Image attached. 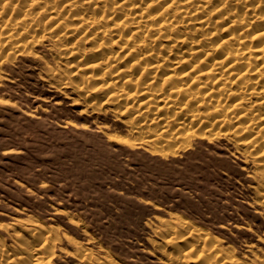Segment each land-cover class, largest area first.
I'll return each instance as SVG.
<instances>
[{
	"label": "rangeland",
	"instance_id": "obj_1",
	"mask_svg": "<svg viewBox=\"0 0 264 264\" xmlns=\"http://www.w3.org/2000/svg\"><path fill=\"white\" fill-rule=\"evenodd\" d=\"M0 16V264H264V0Z\"/></svg>",
	"mask_w": 264,
	"mask_h": 264
},
{
	"label": "bare ground",
	"instance_id": "obj_2",
	"mask_svg": "<svg viewBox=\"0 0 264 264\" xmlns=\"http://www.w3.org/2000/svg\"><path fill=\"white\" fill-rule=\"evenodd\" d=\"M22 4H23V3H22ZM0 17H1V16H0ZM97 22H98V21H97ZM25 25H27V24H25ZM25 25H24V26H25ZM86 26H87V25H86ZM74 29H75V28H74ZM84 29H85V31H86V28L83 27V25H82L81 27L78 26L74 31L78 33L79 31L84 30ZM24 31H25V30H24ZM263 32H264V30H263ZM152 55H153V54H152ZM183 61H184V60H183ZM187 61H189V60H185V64L187 63ZM214 64H216V63H214ZM224 64H225L224 61L221 62V63L219 62V64H218V62H217V66L220 67V68L223 67ZM161 65H162V64H161ZM154 67H155V66H154ZM215 67H216V65H215ZM154 69H157V67H155ZM154 69H153V72H154ZM223 70H224V69H223ZM154 73H155V72H154ZM215 118H216V117H215ZM160 120H161V119H160ZM160 120H159V121H160ZM164 120H165V119H164ZM157 121H158V120H157ZM166 121H167V120H166ZM153 122H154V121H153ZM153 122H152V123H153ZM177 123H178V122H177ZM163 127H164V126H163ZM165 129H166V128H165ZM158 130H159V129H158ZM177 130H178V129H177ZM165 131H166V130H165ZM165 131H164V132H165ZM194 131H195V130H194ZM196 131H197V130H196ZM201 131H202V130H201ZM201 131H200V132H201ZM158 132H159V131H158ZM176 132H177V131H176ZM180 132H181V131H178L177 133H180ZM197 132H198V131H197ZM197 132H196V133L194 132L195 135H198ZM200 132H199V133H200ZM156 133H157V132H156ZM174 134H175V133H174ZM191 134H192V133H191ZM202 134H203V133H202ZM202 134H201V135H202ZM204 134H205V133H204ZM204 134H203V135H204ZM158 135H159V134H158ZM179 135H180V134H179ZM193 135H194V134H193ZM205 135H206V134H205ZM156 136H157V135H156ZM162 136H163V135H162ZM172 136H173V134H172ZM172 136H171V137L169 136V137L172 138V139H174V136H175V135H174L173 137H172ZM177 136H178V135H177ZM159 138H160V137H159ZM162 139H163V138H162ZM174 140H175V139H174ZM155 141H156V140H155ZM146 143H147V142H146ZM166 144H167V143H166ZM169 144H170V143H169ZM156 147H157V146H156ZM178 149H179V148H178ZM167 154H168V152H167ZM163 156H164V155H163Z\"/></svg>",
	"mask_w": 264,
	"mask_h": 264
}]
</instances>
